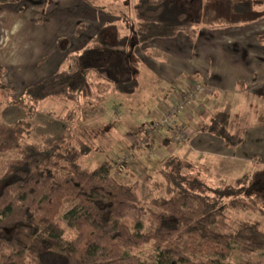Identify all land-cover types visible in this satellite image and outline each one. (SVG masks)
I'll return each instance as SVG.
<instances>
[{"label": "trees", "instance_id": "16d2710c", "mask_svg": "<svg viewBox=\"0 0 264 264\" xmlns=\"http://www.w3.org/2000/svg\"><path fill=\"white\" fill-rule=\"evenodd\" d=\"M21 1L0 0V5ZM201 1V21L194 22L178 9L177 0H135L133 22L123 25L131 35H122L114 26L101 28L82 51L69 57L65 69L26 88L20 105L28 119L7 123L0 108V154L17 152L0 176V264H234V245L244 255L264 252L259 222L235 226L228 217L237 208L264 215V186L255 197H249L245 186L263 179L264 172L245 173L234 184L223 182L215 189L196 179V187L189 188L186 182L192 174L184 170L192 165L184 166V158L172 155L161 161L158 171L163 183L157 186L165 196L144 202L139 183L120 180L110 157L95 169L83 167L81 159L90 147H65L69 129L47 144L32 139L31 118L41 102L53 97L81 102L93 73L124 94L135 91L138 82L124 76L123 68L134 45L179 33L196 40L201 27L242 24L255 7L263 11L258 17H264V0H229L230 13L240 19L231 23L219 19L214 0ZM110 27L116 29L113 42L104 37ZM82 31L79 26L77 33ZM258 42L264 46V35ZM117 76L125 81H117ZM228 124L229 116L219 112L205 129L225 147H238L242 137L232 134ZM68 201L73 206L64 211ZM66 228L77 231L72 241L65 239ZM148 246L153 251L145 259Z\"/></svg>", "mask_w": 264, "mask_h": 264}, {"label": "rangeland", "instance_id": "374dc122", "mask_svg": "<svg viewBox=\"0 0 264 264\" xmlns=\"http://www.w3.org/2000/svg\"><path fill=\"white\" fill-rule=\"evenodd\" d=\"M134 2L135 0H22L18 4L0 5V108L4 121L11 124L26 118L28 119L26 111L20 105V101L25 96L26 88L34 85L32 81L35 82L38 80L37 77H34L32 81L30 80L32 76L30 71H28L26 77L18 79V75H20L18 73L19 65L17 69H14L15 72L13 71L15 65L10 66L13 63H6L10 56L18 60L21 45L18 34L21 27L24 28V25H34L38 30L36 37H39V39L41 37L44 48L50 51L53 41L60 35H65L61 37L58 42H55L54 45H56L57 48L55 52L49 56L52 58H42V62L38 64L40 72L38 77H44L43 79H45L57 73L54 71H62L65 69L69 57L75 54L72 52V48H70L71 39L74 40L82 36V34L84 35L88 26L87 24H89L87 20V23L85 22L84 19L86 18L83 19V16L79 17L81 13L84 12V8L91 10L95 7L97 11L92 10V12L102 17L99 23L106 26H114V28H118L122 35H129L130 33L125 31L123 25L124 21L133 22L132 7ZM230 2L229 0H214V8L217 11V16L227 23L240 20L239 17L230 13ZM177 3L179 5L178 9L187 11L194 22L201 21V6H203L201 0H177ZM243 4L246 5V1ZM82 6H84V8H82ZM259 12L261 13L263 11L255 7L250 11V15H245L242 24L229 25L221 29L201 27L196 40H192L185 33H179L174 37L175 39L172 38L173 40H168L170 38H158L142 45H134L130 51L129 60L135 63H131L130 65L133 66L135 64V69L142 72L144 64L142 63L143 61L138 60V58H166L169 56L166 50L183 45L185 40H189V42L194 44L201 34L202 41L209 44V47H218L217 44L223 45L221 41H225V39L228 38L227 36L234 37V42L237 43L246 42V54L250 56L248 57L246 55V61L248 60L246 62V71L249 72L250 63L253 61L256 62L255 59L263 56L262 52H264V46L258 42V36L264 35V17H258ZM29 14H33V18ZM78 18H81L79 20L80 22L78 21L79 23L76 22ZM28 20H30V22ZM79 26L83 27L81 33H77ZM114 28L110 27L106 29L104 35L105 41L113 42L115 40L116 29ZM72 34H74L76 38H71ZM93 34L94 33L90 31L89 34H86V39L90 35L93 36ZM209 37H214L215 39L212 40ZM79 41L82 40L79 39ZM82 44L83 42H80L78 45ZM253 45L254 47L256 46L259 52L255 50L254 47H251ZM173 52L178 56L180 55V57H184L187 53L185 50V52H182L183 54H180L178 49H173ZM58 55L61 56L60 61L58 59L54 61ZM60 62L61 64H59ZM58 65L60 68H58ZM28 68L34 69V64L28 66ZM135 69H131V71H136ZM141 72L137 74L139 75V77L137 76L138 87L137 90L134 91V95L125 98L120 96L123 93L116 90L113 82L100 78L93 73L91 75L89 89L83 93L81 102L71 103L62 97L49 98L41 102L39 107L35 109L34 117L31 118V123L33 124L32 139L39 143L47 144L52 142L61 135L67 133L69 129L65 147L70 146L78 148L82 143L87 144L91 151L81 159L83 167L95 169L106 157L113 159L116 162V166L119 165L120 160H127V170H130L132 175L129 176V179L125 178L124 174H126V172L122 173L121 176L118 173L117 175L120 180L126 183H129V181L131 184L138 182L140 185L141 198L144 202H147L154 197L165 196V190L157 186L163 183V179L158 173L161 168V162L158 160L167 158L162 155L164 146L168 147L167 145L170 144L172 149L169 151V156L174 154V149L177 150L176 153L178 152V154H182V156L192 151V142L197 134L193 128V120H195V116L197 117L196 114H198L199 110L193 103L183 110L179 116L180 125L190 134L188 137V139H190L188 142L189 144L178 143L176 137L163 129L149 132L152 128V123L156 122V118L152 115L155 109H151L150 113L143 107V104L145 105L146 103L147 107H151L157 102V98L156 96L152 97V95H150L153 89L151 75L146 72L142 74ZM15 73L17 76H15ZM21 73L25 74L27 72L24 71ZM14 76L17 79L12 80ZM137 77L135 76L136 79ZM115 78L116 76H114V79ZM117 78V81H125L121 76H117ZM187 79L189 81L187 86L198 84V81H196L197 79L193 75H187L186 80ZM11 80L13 83H10ZM187 86H183V88ZM173 88H178L177 82L173 84ZM162 93L164 94V92L158 94L161 95ZM208 93L210 94L209 88H207L204 94L208 95ZM247 101L248 100H246V102ZM119 103L124 105L125 111L130 112L129 115L121 110V104ZM156 110L157 115L161 117L164 110L163 107L160 108L159 106ZM147 118H149L148 120L151 124H148L150 127L145 130L143 142L140 145L146 153H143V155L141 153L139 158H135L131 153L119 156L121 153L123 154V149L125 147L121 146L114 134L115 126L119 123L130 128L131 126H135L136 123L134 120H147ZM252 119H254V117L251 118L246 115V122ZM243 134L242 132V134L235 133L234 135L241 136L243 142ZM240 145H242V143ZM16 158L17 152L15 151L0 154V176L4 172L7 164ZM182 164L188 166L190 163L184 159ZM190 165L192 166H188L187 169L184 170V174H192L188 182H186L189 188L196 187L194 184V180L196 179L204 186L215 189L222 188L223 182L234 184L235 181L245 173L251 175L255 171L264 172V164L261 163L258 157L253 158L252 161H244L241 165L235 163H219L210 167ZM147 178H150L151 181L148 182ZM252 183H254V186H248ZM245 186L248 188L249 197H255L257 193L261 192L264 186V178L252 179L249 183L245 184ZM247 197L248 196H246V198ZM72 206L71 202H66L64 211L69 210ZM228 217L229 222L235 226L243 221H257L264 229V215L258 212L237 208L231 211ZM76 237V230L66 228V240L72 241ZM233 248L234 253L231 261L234 264H240L247 260H251L257 264H264V252L244 255L240 252L239 246L234 245ZM152 251L153 249L148 246L144 250L142 256L146 259V256Z\"/></svg>", "mask_w": 264, "mask_h": 264}, {"label": "crops", "instance_id": "0c3cea01", "mask_svg": "<svg viewBox=\"0 0 264 264\" xmlns=\"http://www.w3.org/2000/svg\"><path fill=\"white\" fill-rule=\"evenodd\" d=\"M82 8H84V6H82ZM92 10L97 11L95 7L91 10L84 8V12L79 16H83V19L86 18L84 19L85 22L87 23L88 21L90 25L87 24L88 26L84 35L82 34V36L76 38V36L72 34L71 38L77 39H71L70 48H72L73 53L79 52L85 48L95 37L97 32L106 26L99 23L102 17L94 14ZM29 15L33 18V14ZM80 19L78 18L76 22ZM28 21L30 22V20ZM90 31L94 33L93 36L90 35L86 39V34H89ZM37 32L38 30L34 25H24V28L21 27L18 34L21 44L18 57L19 61L16 60L17 58L10 56L6 62L13 63L10 66L15 65L13 71H15L14 69H17L19 65L18 73L20 75H18V79L26 77L28 71H30L32 75L30 78L31 81L34 77L38 78L37 81H32V84L43 80L44 77H38L40 73L38 64L42 62V58H52L49 56L54 53L57 48V46L54 45L55 42H58L61 37L65 36L60 35L57 37L55 39L56 41H53L50 51L44 48L41 37L40 39L36 37ZM227 37L225 41H221L223 45L217 44L218 47H209V44L202 41L200 34L198 40L194 42V44L189 42V40H185L183 45L166 50L169 54L166 58H138V60L143 61L142 63L144 64V69L142 68L143 71L140 72L142 74L146 72L152 77L151 84L153 89L150 95H152V97L156 96L157 98V102L151 107H147L146 103L145 105L143 104V107H145L148 112H150L151 109H158L161 105L160 103L165 100L164 98L175 90V88H173L175 82H177L179 86H187L189 84L188 79L186 80L187 75H193L197 79L196 81H198V84L209 88L210 94H204V97L200 96L194 102L199 112L196 114L197 117L195 116V120H193V128L197 134L192 142V151L188 150L189 152L185 154V156H182V154L176 153V149L173 150V155L181 156L194 166L203 165L204 167H210L219 163H235L241 165L244 161H252L255 157H258L261 163L264 164V52H262L263 56L255 59L256 62H249L250 71L247 72L246 62L248 60L246 61V55L248 56V54H246V42L237 43L234 42V37ZM209 38L212 40L215 39L214 37ZM79 39L82 41H79ZM173 39L171 38L168 40ZM80 42H83V44L78 45ZM251 47H254V45ZM254 48L258 50L256 46ZM173 49H178L180 54H183L182 52H185V50L187 53L184 57H180V55L178 56L173 52ZM60 57L61 56L58 55L54 61L57 59L60 61ZM131 63L135 62H131V60L123 61V68L127 69L124 76L138 81L139 75L137 74L140 72L135 69V64L132 66L130 65ZM32 64H34V69L28 68V66ZM59 64H61V62ZM58 68H60L59 65ZM131 69H135L136 71H131ZM24 71L27 73H21ZM15 76H17L16 73ZM15 76L12 80L17 79ZM135 76H138L137 79ZM12 80L10 83H13ZM161 92H164V94H158ZM133 95L134 91L131 93H123L120 96L125 98ZM246 100L248 101L246 102ZM119 104H121V110L129 115L130 112L125 111L124 105H122V103ZM219 112H224L229 115V131L232 134L244 133L242 145L238 148L225 147L222 139L215 136L210 130L205 129V127H209L211 118ZM246 115L251 118L254 117V119L246 122ZM148 119L149 118H147V120H134L136 124L130 128L119 123L115 126L114 134L121 146L125 147L123 149V154L121 153L119 156L131 153L135 158H139L141 153L142 155L146 153L140 145L143 142L145 130L150 127L148 124H151ZM167 146L168 147L164 146V149H162V155L165 157H169V151L172 149L170 144ZM158 161L161 162L162 160ZM130 175L131 172H127L125 178L129 179ZM129 184H131L130 181Z\"/></svg>", "mask_w": 264, "mask_h": 264}, {"label": "built area", "instance_id": "2783aa9c", "mask_svg": "<svg viewBox=\"0 0 264 264\" xmlns=\"http://www.w3.org/2000/svg\"><path fill=\"white\" fill-rule=\"evenodd\" d=\"M206 90L207 88L201 84H193L184 88L178 85V88L173 90V92L160 103V108L163 107L164 109L162 116L159 117V115H157V110L152 113L153 117L156 118V122L152 123V128L149 132L163 129L176 137L178 143L189 144L188 142L190 139H188V137L190 134L180 125L179 116L182 111L192 105L200 95L206 93ZM127 163V160H120L116 168L118 174L126 170Z\"/></svg>", "mask_w": 264, "mask_h": 264}]
</instances>
